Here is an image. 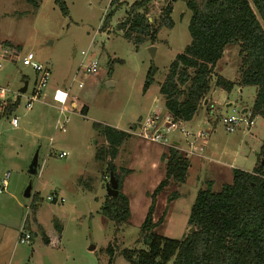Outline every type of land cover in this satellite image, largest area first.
Returning a JSON list of instances; mask_svg holds the SVG:
<instances>
[{
    "label": "rangeland",
    "instance_id": "374dc122",
    "mask_svg": "<svg viewBox=\"0 0 264 264\" xmlns=\"http://www.w3.org/2000/svg\"><path fill=\"white\" fill-rule=\"evenodd\" d=\"M64 1L68 15L61 12L54 0H40L36 9L26 0H0V87L13 93L0 102V184L3 175L10 174L7 188L0 192V263L128 264L121 250L145 249L144 245L136 243V239L150 204L149 193L158 184L160 172L143 178L131 176L129 218L122 225L106 219L99 213L107 195L106 160L95 158V150L104 144V140L92 124L117 126L130 133L140 116L143 119L150 111H165L161 102L163 97L158 92L159 84L171 61L190 42L187 26L191 13L184 1L172 2L173 26L162 27L153 45L144 42L136 46L117 29L125 18L128 3L135 0H113V4H110L111 0ZM168 1L149 2L147 17L150 21H160ZM109 13L108 25L101 29ZM150 46H154L153 56L148 50ZM5 49L18 50L21 55L32 52L50 73L41 99L34 102L31 109L24 105L34 73L17 61L3 58L2 50ZM90 60L98 63L94 74L81 68L82 63ZM239 63L238 47L228 45L215 64L214 72L235 81ZM151 66L156 69L154 80L144 93L142 85ZM24 82H27L26 92L16 96ZM56 88L68 89L72 94L66 103L68 111L63 115L59 114L58 104L52 101ZM255 89L254 86L234 85L222 95L218 90L213 94L217 104L215 116L204 115L202 110L208 112L209 108L203 105L191 122L185 123L191 130L210 131L209 136L214 134L231 152L226 153L223 161L230 163L236 153L238 165L246 168L249 157L256 160L263 145L264 117L253 115L252 127L245 128V122H241L236 131L228 133L218 115H239L244 108L251 112ZM15 98H19L16 109L3 113L7 101ZM72 98L76 107L71 106ZM225 98L229 106L225 105ZM84 106L86 113H81ZM11 116L17 117L16 127L10 123ZM58 118L67 119L65 131L57 128ZM130 137L134 135L130 133ZM169 137L179 140L181 147H187L181 133L171 132ZM242 150L247 156L242 155ZM61 151L67 152V156L59 158L57 154ZM35 152L38 153L37 171L31 175L27 169ZM259 161L262 163L264 156H260L257 163ZM114 165L124 168V163L118 160ZM230 182L231 178L224 175L211 189L217 192L223 184ZM28 184H31V196L38 194L35 219L49 236L50 244L42 241L41 234L34 235L36 231L29 210L32 197L24 196ZM205 187L206 184L194 185L189 181L172 183L166 191L159 193L154 212L156 220L162 214L163 218L156 226V233L171 239L185 236L190 228L187 219L191 204L197 191ZM171 192H185L172 208L168 201ZM54 193L64 200L49 201L47 197ZM165 213H169L168 223L163 222ZM26 220L30 230L34 231L32 238L21 244L17 241L18 234ZM110 245L112 256L108 251Z\"/></svg>",
    "mask_w": 264,
    "mask_h": 264
},
{
    "label": "trees",
    "instance_id": "16d2710c",
    "mask_svg": "<svg viewBox=\"0 0 264 264\" xmlns=\"http://www.w3.org/2000/svg\"><path fill=\"white\" fill-rule=\"evenodd\" d=\"M36 9L40 0H26ZM151 0H135L117 25L126 39L134 45L148 42L153 45L162 27L171 28L169 0L158 23L147 17ZM191 15L188 21L190 42L169 64L158 92L163 97L164 109L173 118L188 122L206 104L213 87L229 92L234 85L256 87L251 116L264 117V0H181ZM64 15L68 9L64 0H54ZM110 4H113L111 0ZM259 16V18L257 17ZM111 13L104 18L101 29L106 28ZM238 47L240 59L238 77L230 81L214 72L217 61L228 45ZM156 69L151 66L146 73L142 91L145 93L154 80ZM19 98L7 101L3 113L16 109ZM84 106L80 112L86 113ZM134 125L132 126V128ZM92 128L103 138L104 144L95 150L97 160H106V169L113 172L118 182L115 196L105 195L99 213L115 225H122L130 216L128 197L122 193L121 184L130 170L116 168L113 160L119 147L130 133L110 125L94 122ZM264 156V142L257 161ZM164 178L153 189L150 204L140 225L136 243L145 249H122L128 264H264V163H257L252 171L234 168L230 183L214 192L210 182L197 191L188 215V225L195 231L181 239H171L157 234L154 229L162 216L154 222L156 197L170 182L183 183L189 160L176 146L171 145L163 154ZM179 196L171 192L168 201ZM29 205L36 234L49 243L48 237L36 224L38 194L34 193ZM23 230L32 238L33 231L26 220ZM116 239V238H115ZM116 241V240H115ZM115 241L113 242L115 244ZM108 251L113 255L110 245Z\"/></svg>",
    "mask_w": 264,
    "mask_h": 264
},
{
    "label": "built area",
    "instance_id": "2783aa9c",
    "mask_svg": "<svg viewBox=\"0 0 264 264\" xmlns=\"http://www.w3.org/2000/svg\"><path fill=\"white\" fill-rule=\"evenodd\" d=\"M2 53L3 58L17 61L22 66L29 67L34 73L33 85L29 92V95L25 99L24 105L26 109H31L33 103L39 101L43 95V90L50 77L48 69L35 59V56L32 52H26L21 55L18 50L10 51L5 49L2 50ZM81 54L85 55L84 52H81ZM97 65L98 63L96 60H90L86 63H82L81 68L88 74H94L97 72ZM1 68L2 64L0 63V69ZM10 93L12 92L9 89L0 87V102H3L6 95ZM21 94L22 93L20 91L15 93V95H18L19 97L21 96ZM67 99L68 90L59 88L54 89L52 94V101L58 104L57 108L59 110V114L61 115L68 111L66 107ZM66 120L67 119L61 120L58 118L56 121L57 128L65 131ZM220 122L224 130L228 133L236 131L239 128L241 122H245L246 128L252 127L254 125L251 113L247 111L243 113L241 112L239 115H221ZM10 123L13 127H16L18 124L17 117L11 116ZM171 132L182 134L187 148L183 149V151L179 149L181 152H183L186 156L192 153H197L200 157L203 156L205 146L207 145V140L211 133L206 129H188L185 126L184 121L173 119L166 111L161 112L159 110L149 112L143 119H139L135 123L134 127L130 129V133H132L134 136L141 138L146 142L162 144L167 148L171 145H174L176 147L178 146V143L176 142L177 139H171L169 137ZM67 154V152L61 151L57 154V156L59 158H62L67 156ZM9 176V172H6L3 175L0 184V192L4 191L7 188V179ZM47 199L53 203L57 201L62 202L64 200L63 198H58V195L56 193L51 194L47 197ZM28 239H30L29 233L24 231L22 228L18 234V243H27Z\"/></svg>",
    "mask_w": 264,
    "mask_h": 264
},
{
    "label": "crops",
    "instance_id": "0c3cea01",
    "mask_svg": "<svg viewBox=\"0 0 264 264\" xmlns=\"http://www.w3.org/2000/svg\"><path fill=\"white\" fill-rule=\"evenodd\" d=\"M118 3H119V1H118ZM131 4H132V1L130 3H128V6ZM64 90H68V89H64ZM216 91H218L220 94L222 92H224V90L222 88H219V87H214L212 89L208 99L205 102L208 105L209 111L208 112L205 111L206 109L202 110L204 112V115H206V116H212V117L215 116L214 115V107L217 106V104H215L216 101H213V94ZM255 91H256V89H255ZM69 95L72 97V94H70V91L68 90V96ZM226 99L227 98H225L224 101ZM72 100H73V102L71 103V106L76 107V105H77L76 101L74 100V98H72ZM161 102H162V106L164 107V100H162ZM224 103L226 106L230 105V103H227V101H225ZM204 105H206V104H204ZM243 110L247 111L246 108L242 109V111ZM224 114L225 113H223V114L219 113L218 117H220L221 115H224ZM139 118L141 119L142 117L140 116ZM207 118L211 122L214 121V119H211L209 117H207ZM190 122H191V120L188 122H185V123H190ZM114 128H116L118 130L126 131L124 128L117 127V126H114ZM176 142L178 143V146H177L178 149L183 151V149L187 148V147H181L180 146L181 143L179 140H176ZM263 142H264V140H263ZM125 146H126V148H125ZM260 148H262V145ZM166 152H167L166 146H164L162 144H158V143L146 142V141H144L141 138H138L136 136L129 137L125 142H123L121 144V146L119 147L117 156L113 160V163L116 162V160L123 162L124 163L123 167L130 170V172L127 175H125L123 180H122V184H121L122 193H124L129 198L130 192L128 191L129 190L128 185H129V183H131L130 177L133 175L134 176L137 175L138 177L141 176L143 178V177L150 176V175L154 174L155 171H159L160 172V175L158 177L159 178L158 183H159L164 178V174H165V159H161V157ZM244 152L245 151L242 150V155L245 156L246 154ZM226 153H231V152L226 149L224 144H221L219 142V140L217 138H215L214 134L209 136V138L207 140V145L205 146L202 157H200L197 153H192V154L187 156V158L189 160V167L187 170L186 179L183 183L185 184L189 181V184L192 183L194 185H197V183H201V186H203V184L210 182V184L212 186L215 181L219 180V182H221L222 176H224V175L227 176V178L232 179V170L234 168L245 170V171H252L253 168L255 166H257V159L255 160L254 157L253 158L249 157V163H248L249 167L246 168V167H242L241 165H238L236 153L232 157L231 162L227 163V162L223 161V158L226 155ZM259 153H258V155H259ZM258 155H257V157H258ZM247 159H248V157H247ZM230 175H231V177H230ZM172 183L173 182H170L164 191H166V189L171 187ZM177 193L179 194V196L169 203V207H171V208L174 207V205L177 202L179 203L181 201V197L183 196V194L185 192H183V193L177 192ZM157 200H158V198L156 199V203H157ZM102 203H103V200L101 202V205H102ZM156 203H155V206H156ZM101 205H100V207H101ZM129 211L131 213L130 200H129ZM154 211H155V209H154ZM167 215L169 216V213H165V217L163 220V222L165 221V223H168ZM155 216H156V214H155V212H153L154 222L160 218L159 217L156 220ZM36 224L39 225L41 227V229L43 230L42 226L40 225V223L37 220H36ZM33 227H34V225H33ZM31 230H33V229H31ZM154 231L156 232V227H155ZM34 235H36V233H34ZM47 237L49 239V236H47ZM48 244H50V240H49ZM0 264H9V261L3 262ZM11 264H12V262H11Z\"/></svg>",
    "mask_w": 264,
    "mask_h": 264
},
{
    "label": "water",
    "instance_id": "95a60500",
    "mask_svg": "<svg viewBox=\"0 0 264 264\" xmlns=\"http://www.w3.org/2000/svg\"><path fill=\"white\" fill-rule=\"evenodd\" d=\"M148 50H149V53L151 54V56H153L154 46H150ZM26 89H27V82H24L22 88L20 89V92L24 93L26 91ZM245 111L246 110H243L242 113ZM37 163H38V153L35 152L31 161H30L28 169H27L28 174H31V175L36 174ZM262 164H263V161H262ZM105 188H106V194L108 196H115L118 192V190H117L118 182H117V179L115 178L112 171H110L108 174V181L105 184ZM24 196L27 198L31 197V184H28L27 187L25 188ZM194 231H195L194 225H191L188 233H193Z\"/></svg>",
    "mask_w": 264,
    "mask_h": 264
}]
</instances>
